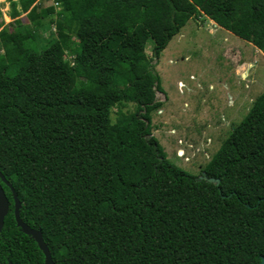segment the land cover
Instances as JSON below:
<instances>
[{
    "label": "trees",
    "instance_id": "trees-1",
    "mask_svg": "<svg viewBox=\"0 0 264 264\" xmlns=\"http://www.w3.org/2000/svg\"><path fill=\"white\" fill-rule=\"evenodd\" d=\"M57 8L54 42L40 49L19 17ZM200 16L264 54V0H17L4 27L0 11V264H44L13 193L53 264L264 260V93L205 180L171 164L145 123L160 78L143 47L158 57ZM122 102L137 111L112 122Z\"/></svg>",
    "mask_w": 264,
    "mask_h": 264
},
{
    "label": "rangeland",
    "instance_id": "rangeland-1",
    "mask_svg": "<svg viewBox=\"0 0 264 264\" xmlns=\"http://www.w3.org/2000/svg\"><path fill=\"white\" fill-rule=\"evenodd\" d=\"M13 2L17 0H0L3 27L12 22ZM38 4L46 8L51 0ZM59 11L45 19L32 10L19 17L35 32L40 49L54 42ZM36 21L44 26L36 27ZM143 52L160 78L154 96L158 106L145 121L151 136L171 164L205 180L204 166L264 93V54L204 16L190 20L158 57L152 55L150 43ZM136 109L132 103L116 104L110 110L111 121L132 116Z\"/></svg>",
    "mask_w": 264,
    "mask_h": 264
},
{
    "label": "water",
    "instance_id": "water-1",
    "mask_svg": "<svg viewBox=\"0 0 264 264\" xmlns=\"http://www.w3.org/2000/svg\"><path fill=\"white\" fill-rule=\"evenodd\" d=\"M0 180L5 185L9 186L8 183L6 182V180L4 179V177L1 175V173H0ZM13 199H14V211H13V213H14V218H15L17 226L26 235L32 237V239L35 241L39 250L42 252V254L44 256V264H53L50 252H49L46 244L43 241L41 232L31 229L29 226H27L26 224H24L20 220V218H19L20 203H19V201L16 198V195L14 193H13ZM8 212H9V202H8V199H7L5 193L2 189V186L0 184V232L3 228L4 219L7 216ZM260 264H264V260L261 261Z\"/></svg>",
    "mask_w": 264,
    "mask_h": 264
}]
</instances>
